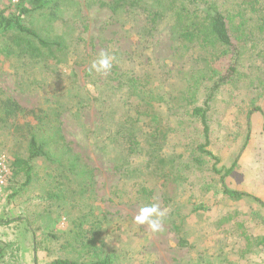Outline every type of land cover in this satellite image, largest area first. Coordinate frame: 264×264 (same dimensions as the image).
Returning a JSON list of instances; mask_svg holds the SVG:
<instances>
[{"label":"rangeland","instance_id":"rangeland-1","mask_svg":"<svg viewBox=\"0 0 264 264\" xmlns=\"http://www.w3.org/2000/svg\"><path fill=\"white\" fill-rule=\"evenodd\" d=\"M112 2L0 0L7 16L54 41L38 56L16 25L0 29V264L75 258L67 243L97 218L113 264H264V206L252 197L264 202V22L253 20L244 39L247 80L209 102L206 144L184 99L201 51L177 36L169 14L151 20V0L118 9ZM101 53L112 68L97 72ZM131 73L150 77L165 97L159 157L143 127L132 133L144 148L127 154L121 113ZM206 97L199 93L197 104ZM30 124L49 148L25 183L12 157L17 146L26 153ZM225 186L250 195L233 199ZM152 205L164 212L158 231L134 219Z\"/></svg>","mask_w":264,"mask_h":264},{"label":"trees","instance_id":"trees-1","mask_svg":"<svg viewBox=\"0 0 264 264\" xmlns=\"http://www.w3.org/2000/svg\"><path fill=\"white\" fill-rule=\"evenodd\" d=\"M151 1L152 4L158 5V7L150 8L149 17L151 20L160 21L169 14L173 19V27L176 29L177 36L185 45H192L201 51V55L196 57L198 67L195 66L189 73L184 99L191 107V115L201 121L206 144H208L210 136L207 120L209 102L221 87L232 85L238 88L247 80L244 39L248 35L249 24L253 20L260 19L264 22V0ZM142 2L145 4L146 0H113L112 3L113 9H118L142 5ZM27 12H31V9L23 8L20 14L23 15ZM261 12L263 14L260 15ZM20 18V15L7 16L5 10H0V29L6 31L16 25L20 32L18 39L27 42L33 48L34 55L39 56L45 49H50L54 45V41L38 37L35 30L22 25ZM35 38L40 39L36 42ZM33 40L34 42H32ZM34 43L35 45H33ZM139 76L131 73L127 82H124L129 85L131 92L123 99L121 113L122 132L125 133L127 154H130L135 145L144 148L140 136L132 133L133 128H137L138 131L144 128L148 146H151L156 157H159V149L168 135V129L167 122L157 111V106L159 107L165 101V97L151 86L150 77L142 76L144 78H140ZM261 81L264 84V81ZM120 83L123 85V82ZM204 92L207 97L203 105H198V94ZM54 129L59 131V128ZM25 131L26 153L22 152L18 146L15 147L12 164L16 166V170L25 173L27 177L25 183H30L34 174L32 162L48 154L49 142L46 143L39 138L36 133L40 129L32 124L26 126ZM52 140L54 141V139ZM200 149H203V146H200ZM230 171L231 169H228L226 173ZM161 176L166 181L165 172H162ZM221 180L224 182V175L221 176ZM224 194L233 199L250 195L244 191L231 190L227 186L224 187ZM252 197L264 206V202L260 198ZM102 220L103 218H97V222L93 223L89 229H80L71 237L67 244L79 252L77 256H74L75 258H56L50 264H113L114 252L103 251V242H98V223L102 225ZM11 221L13 219L4 223ZM263 242L264 237H261L259 243ZM1 251L0 247V255Z\"/></svg>","mask_w":264,"mask_h":264},{"label":"clouds","instance_id":"clouds-1","mask_svg":"<svg viewBox=\"0 0 264 264\" xmlns=\"http://www.w3.org/2000/svg\"><path fill=\"white\" fill-rule=\"evenodd\" d=\"M112 57L107 53H101V58L98 62H94L92 67L97 71H107L112 68ZM164 216V212L160 211L157 205L143 207L140 210V214L135 216V222L138 224L147 223L152 231H158L161 229V218Z\"/></svg>","mask_w":264,"mask_h":264}]
</instances>
